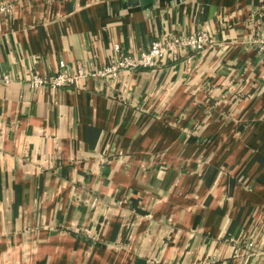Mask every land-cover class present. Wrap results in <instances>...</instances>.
<instances>
[{"label": "crops", "instance_id": "0c3cea01", "mask_svg": "<svg viewBox=\"0 0 264 264\" xmlns=\"http://www.w3.org/2000/svg\"><path fill=\"white\" fill-rule=\"evenodd\" d=\"M6 3L0 264H264V0ZM200 28L202 53L29 85Z\"/></svg>", "mask_w": 264, "mask_h": 264}, {"label": "built area", "instance_id": "2783aa9c", "mask_svg": "<svg viewBox=\"0 0 264 264\" xmlns=\"http://www.w3.org/2000/svg\"><path fill=\"white\" fill-rule=\"evenodd\" d=\"M12 4L0 5V17L11 13ZM249 39V44L255 45L258 50H264V36L255 31ZM214 45L213 38L206 29L200 28L195 31H177L173 34H165L151 41L146 50L137 54L125 52L118 43L112 45V57L109 62L100 68L85 70L81 64H77L76 71H68L60 61V69L52 74L40 75L30 72L28 81L30 87L37 89L48 86L53 89L67 85H75L81 78H97L108 81L119 79L123 70L135 71L138 69L153 68L165 64L169 59L177 58L186 54L202 53ZM2 79L8 81L9 77L3 75ZM246 246L254 249L255 243L248 241Z\"/></svg>", "mask_w": 264, "mask_h": 264}]
</instances>
